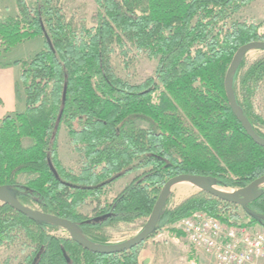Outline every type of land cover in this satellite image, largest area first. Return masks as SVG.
Masks as SVG:
<instances>
[{"label": "trees", "instance_id": "obj_1", "mask_svg": "<svg viewBox=\"0 0 264 264\" xmlns=\"http://www.w3.org/2000/svg\"><path fill=\"white\" fill-rule=\"evenodd\" d=\"M253 1L95 0L94 23L88 25L62 0H16V13L0 17V57L36 36L43 47L29 60H0L1 66H20L25 104L0 121V186L13 190L18 201L70 220L91 242L107 244L102 229L148 219L162 186L175 175L213 177L217 186L236 189L264 175V147L244 131L224 90L236 50L264 41V19L237 16ZM116 50L130 59L156 58L153 74L130 83L112 63ZM244 56L232 76L233 92L264 138V110L254 100L264 84V55L242 74L246 83L237 92ZM61 126L84 159L78 175L59 160ZM133 171L120 192L101 202L105 187ZM260 191L240 206L245 221L237 205L199 191L175 210H162L154 232L198 210L264 230V186ZM88 199L96 201L91 216L79 211ZM46 228L58 226L0 203V245L24 237L32 247L21 264H139V245L93 253Z\"/></svg>", "mask_w": 264, "mask_h": 264}, {"label": "rangeland", "instance_id": "obj_2", "mask_svg": "<svg viewBox=\"0 0 264 264\" xmlns=\"http://www.w3.org/2000/svg\"><path fill=\"white\" fill-rule=\"evenodd\" d=\"M62 2H65L71 13H73L76 18H83L88 25H92L94 23L97 8L95 0H62ZM6 13L14 14L16 13V9L13 10L12 7H10L9 11H7V8L3 9L2 7L0 9V17L6 15ZM237 16L238 18L247 21H253L256 23L261 22L264 19V0H254L249 5L244 7L237 14ZM41 38L42 37L40 36H36L18 44L12 48L8 57L11 60H29L35 53L42 49L43 44L41 42ZM263 55L264 52L260 49H251L245 54L242 66L240 67V74H238L236 80L237 92H241V88H243L246 83L242 82L244 80V76L242 74H244V72L253 63H256L260 58H262ZM112 63L117 72L123 78L128 80L130 83L139 84L153 74L157 64V59L149 58L144 54H140L134 59H130L125 52L124 55H122V53H118L116 50L113 55ZM19 92L24 96L21 82H19ZM255 96V105H257L260 110H264V84L257 89ZM262 118L264 119V115H262ZM260 128L264 134V125ZM57 144L58 157L62 165L71 173L78 175L83 167L84 159L81 158V154L74 149L75 143L68 136L64 126H61L59 130ZM95 171H97V169ZM136 174L137 172L134 171L129 172L121 178L115 180L109 186L105 187L99 195L101 202L111 200L134 178ZM228 189L232 192L237 191L236 188ZM199 191V187L191 181H181L175 184L172 187L162 210H175L185 200ZM19 202L28 207L38 209L28 201H25V203L22 201ZM95 204L96 201L88 199L86 203L79 208L80 213L85 216H91L94 211L93 208L95 207ZM235 210L242 217V220L245 221L246 216L239 205L235 207ZM146 221V218H141L133 222L113 223L112 225L106 226L102 229V235L107 238V243L109 244L126 242L135 237L143 229ZM176 224L177 223L175 222L162 225L156 232L152 233L148 238L139 244L137 248V259L139 264H142V261L145 259H148L147 264H215L211 257L206 255L203 251L195 249L184 235L180 236L177 234L178 229ZM46 232L51 236L69 237L67 231L60 227L46 228ZM22 240L24 243L21 242ZM25 245H28V241L25 240L24 237H21L20 240H15L11 244L0 245V264L23 263L24 257L32 251L31 246Z\"/></svg>", "mask_w": 264, "mask_h": 264}, {"label": "water", "instance_id": "obj_3", "mask_svg": "<svg viewBox=\"0 0 264 264\" xmlns=\"http://www.w3.org/2000/svg\"><path fill=\"white\" fill-rule=\"evenodd\" d=\"M251 49H260L264 51V41H251V42L241 45L236 50L226 70L225 76H224V90H225V94H226L229 106L233 114L235 115V117L241 123L244 131L253 140V142L264 147V138L258 135L253 130L248 120L245 118V116L240 111L236 103L233 88H232L233 73L235 69L238 67V65L240 64L243 55H245ZM181 181L194 182L199 187L200 191L206 192L220 200H223V201L235 204V205H239L242 208H246V205L249 202H252L259 197L260 192H261L260 189L262 186H264V175L257 177L256 179L252 180L246 186L240 189H237V191L235 192L230 191L228 188H222V187L217 186L213 177H205L201 175H192V174H187V173L175 175L169 178L162 186L159 192V195L155 201V204L153 206V209L143 229L132 239L126 242L119 243V244H109V243L97 244V243L91 242L90 240H88L82 235L80 230L70 220L60 218L56 215L49 214V213L43 212L38 209H34V208L28 207L20 203L15 198L14 191L10 190L9 188L5 186H0V203L8 204L14 210H16L17 212H20L21 214L27 216L28 218L32 220L45 221V222L51 223L53 225H56L64 229L69 234V238H71L78 245H80L81 247H83L84 249L90 252L99 253V254H114V253H120V252L129 250L132 247L139 245L154 232L155 227L159 220V215L162 211L164 203L172 187ZM222 189L224 191H222ZM254 216L256 218L257 217L259 218L258 215H254ZM147 263H148V259H145L144 261H142V264H147Z\"/></svg>", "mask_w": 264, "mask_h": 264}, {"label": "built area", "instance_id": "obj_4", "mask_svg": "<svg viewBox=\"0 0 264 264\" xmlns=\"http://www.w3.org/2000/svg\"><path fill=\"white\" fill-rule=\"evenodd\" d=\"M176 223L188 242L215 264H260L264 259V230L259 227L224 223L201 210Z\"/></svg>", "mask_w": 264, "mask_h": 264}, {"label": "crops", "instance_id": "obj_5", "mask_svg": "<svg viewBox=\"0 0 264 264\" xmlns=\"http://www.w3.org/2000/svg\"><path fill=\"white\" fill-rule=\"evenodd\" d=\"M15 2L16 0H0V9L3 7V9L7 8V11H9L10 7H12L14 10ZM41 42L43 44V38H41ZM9 53L5 54L3 57L1 56L0 60L7 63L14 61L8 57ZM19 78V65H0V121L4 116L14 114L16 112H22L25 108L24 96L19 92V90L17 91ZM263 262L264 259L260 261V264H264Z\"/></svg>", "mask_w": 264, "mask_h": 264}, {"label": "bare ground", "instance_id": "obj_6", "mask_svg": "<svg viewBox=\"0 0 264 264\" xmlns=\"http://www.w3.org/2000/svg\"><path fill=\"white\" fill-rule=\"evenodd\" d=\"M222 191H224V190L222 189Z\"/></svg>", "mask_w": 264, "mask_h": 264}]
</instances>
